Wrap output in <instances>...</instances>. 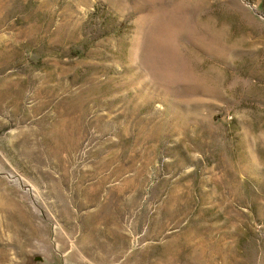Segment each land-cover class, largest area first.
Returning <instances> with one entry per match:
<instances>
[{
    "label": "rangeland",
    "instance_id": "rangeland-1",
    "mask_svg": "<svg viewBox=\"0 0 264 264\" xmlns=\"http://www.w3.org/2000/svg\"><path fill=\"white\" fill-rule=\"evenodd\" d=\"M0 264H264V0H0Z\"/></svg>",
    "mask_w": 264,
    "mask_h": 264
},
{
    "label": "bare ground",
    "instance_id": "bare-ground-1",
    "mask_svg": "<svg viewBox=\"0 0 264 264\" xmlns=\"http://www.w3.org/2000/svg\"><path fill=\"white\" fill-rule=\"evenodd\" d=\"M157 11V10H156ZM165 11V10H164ZM164 11H162V15H161V11H160V14L158 13V12H156V13H153V14H151V13H149V15L148 16H144L142 19H143V21H144V23H146L147 24V22L148 21H150V22H152V25H153V27H154V29H153V31L156 33V31L157 32H160V31H158V27H160L161 26V21H162V24H163V21H166L165 19H167V20H169L168 19V17L169 16H171V14L168 16V17H166L168 14H164ZM155 12V11H154ZM166 13H169L168 11L166 12ZM143 15V14H142ZM166 15V16H165ZM161 16V17H160ZM166 18H165V17ZM146 20H147V22H146ZM170 21V20H169ZM167 23V22H166ZM150 24V23H149ZM165 25V24H164ZM147 26H149V25H147ZM150 27H152L151 26V24H150ZM162 28V27H161ZM164 28V27H163ZM152 29V28H151ZM151 29H150V31H151ZM147 30H148V28H147ZM160 30V29H159ZM163 30V29H162ZM161 30V31H162ZM152 32V31H151ZM150 32V33H151ZM163 32V31H162ZM149 33V32H148ZM150 33H149V35H150ZM155 33L153 34V35H155ZM160 34H162V33H160ZM159 34V35H160ZM145 35H146V33H145ZM158 36V35H157ZM147 37V36H146ZM150 37V36H149ZM156 38V37H155ZM150 39H152V38H150ZM149 59V58H148ZM158 60V59H157ZM161 60V59H160ZM159 60V61H160ZM146 61H148V60H146ZM150 61V60H149ZM156 61V60H155ZM159 61H158V63H159ZM153 62V64L155 63L154 61H152ZM147 63V62H146ZM157 63V62H156ZM164 63V62H163ZM149 64L151 65L152 63H151V61L149 62ZM152 64V65H153ZM155 65V64H154ZM153 65V66H154ZM159 67L161 66V64L159 63V65H158ZM158 68V67H157ZM157 68H152V66H151V69L153 70V69H157ZM160 70V69H159ZM154 71V70H153ZM162 71V70H161ZM157 72V71H156ZM155 71H154V73H156ZM159 72V74L161 73L160 71H158ZM158 74V73H157ZM158 74V75H159ZM161 75V74H160Z\"/></svg>",
    "mask_w": 264,
    "mask_h": 264
}]
</instances>
